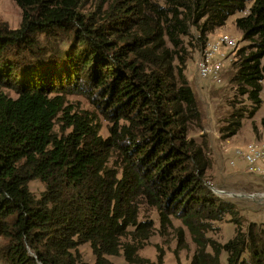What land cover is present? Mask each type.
<instances>
[{"label": "trees", "instance_id": "obj_1", "mask_svg": "<svg viewBox=\"0 0 264 264\" xmlns=\"http://www.w3.org/2000/svg\"><path fill=\"white\" fill-rule=\"evenodd\" d=\"M14 1L19 27L0 22V264H89L85 243L95 264L121 252L126 264H164L139 251L171 229L181 248L189 232L190 264H264V223L213 191L212 160L190 136L203 111L186 75L194 51L243 13L235 24L249 44L232 82L245 99L219 129L236 136L263 103L264 0ZM65 93L93 111L76 112ZM145 205L158 228L141 219ZM227 220L232 238L209 236Z\"/></svg>", "mask_w": 264, "mask_h": 264}, {"label": "rangeland", "instance_id": "obj_2", "mask_svg": "<svg viewBox=\"0 0 264 264\" xmlns=\"http://www.w3.org/2000/svg\"><path fill=\"white\" fill-rule=\"evenodd\" d=\"M245 14V12H244ZM243 13H236L231 16L226 25L219 27L211 35L210 41H215L221 35H228L236 39L235 47H224L223 54L218 55V59L223 65L222 77L220 81H214L210 78H202L197 74V61L202 51H194L193 57L188 61L186 75L195 92L203 111V118L200 124H196L190 132V136L196 138L205 145L207 155L212 160V167L208 172V179L215 186L217 191H227L231 193L262 192L264 191V177L258 174H251L246 170V165L235 156V148L254 142L255 140H264V86L261 93L263 103L259 111L252 118L243 119V127L240 132L230 138V142L221 138L220 128L227 124L230 112L234 105L236 108L243 105L237 104V101L245 98L236 95L237 87L232 82L234 75L233 62L236 59L238 51L249 44L242 39V32L237 28L235 20ZM0 22L7 24L10 28H17L21 23V9L14 0H0ZM56 44V43H55ZM56 46V45H55ZM68 43H62L60 47H67ZM205 50V49H204ZM264 64V59H263ZM14 95V93H11ZM67 105L73 107L76 112L81 110L93 111L88 99L77 93H65ZM102 128L101 135L108 137V122L99 117ZM60 133V125L57 126ZM231 160H235L239 166V171L232 169ZM31 191L40 196L45 186L39 180H33L29 183ZM221 193V192H220ZM222 198L236 202L240 213L244 216L246 222L264 223V202H256L250 199H241L234 196H228L221 193ZM153 219L156 221V227H159V216L154 208L145 205L142 209L141 219ZM176 227L182 225L180 220H174ZM215 230L210 232L209 236L220 242H226L235 234L236 225L230 221L216 222ZM195 244L192 242L189 232L186 230V241L184 247L178 246L176 231L154 232L152 237L139 254L157 260L159 253H164V264H190L191 258L195 252ZM79 254L83 261L89 264H95V255L89 243L79 246ZM108 259L114 264H126L123 252L119 256H109Z\"/></svg>", "mask_w": 264, "mask_h": 264}, {"label": "built area", "instance_id": "obj_3", "mask_svg": "<svg viewBox=\"0 0 264 264\" xmlns=\"http://www.w3.org/2000/svg\"><path fill=\"white\" fill-rule=\"evenodd\" d=\"M236 44V39L226 34L219 36L215 41L209 40L205 50L196 63L197 74L202 78H210L214 81H220L222 77L223 65L218 59V55L223 54L222 50L224 47H235ZM261 84L262 86H264V79L261 80ZM226 141L230 142V138H228ZM234 152L237 159L242 161L246 165V170L249 173H255L259 176L264 177V140L258 139L254 142L236 147ZM230 164L232 166V169L239 171V166L235 160H231ZM211 185L213 191L220 197V194L224 193L228 196H234L241 199H250L256 202H264V191H240L234 194L223 190L217 191L215 186L213 184Z\"/></svg>", "mask_w": 264, "mask_h": 264}, {"label": "crops", "instance_id": "obj_4", "mask_svg": "<svg viewBox=\"0 0 264 264\" xmlns=\"http://www.w3.org/2000/svg\"><path fill=\"white\" fill-rule=\"evenodd\" d=\"M217 29H218V28H217ZM217 29H216V30H217ZM210 35H211V34H210Z\"/></svg>", "mask_w": 264, "mask_h": 264}]
</instances>
